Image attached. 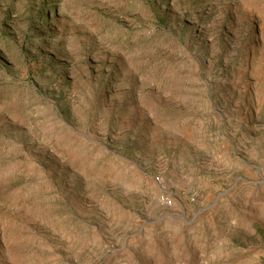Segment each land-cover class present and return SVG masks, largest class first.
Here are the masks:
<instances>
[{
  "label": "rangeland",
  "instance_id": "374dc122",
  "mask_svg": "<svg viewBox=\"0 0 264 264\" xmlns=\"http://www.w3.org/2000/svg\"><path fill=\"white\" fill-rule=\"evenodd\" d=\"M0 264H264V0H0Z\"/></svg>",
  "mask_w": 264,
  "mask_h": 264
},
{
  "label": "built area",
  "instance_id": "2783aa9c",
  "mask_svg": "<svg viewBox=\"0 0 264 264\" xmlns=\"http://www.w3.org/2000/svg\"><path fill=\"white\" fill-rule=\"evenodd\" d=\"M158 185H159V188H161V190L164 193L166 191V186L164 185V183L159 181ZM159 200H160L161 204H163L165 207L171 206V202L164 195H161Z\"/></svg>",
  "mask_w": 264,
  "mask_h": 264
}]
</instances>
